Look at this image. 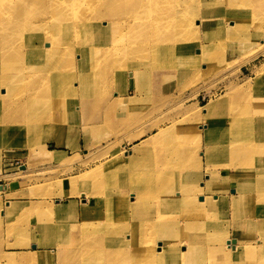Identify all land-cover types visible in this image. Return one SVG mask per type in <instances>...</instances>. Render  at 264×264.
<instances>
[{"label":"rangeland","instance_id":"374dc122","mask_svg":"<svg viewBox=\"0 0 264 264\" xmlns=\"http://www.w3.org/2000/svg\"><path fill=\"white\" fill-rule=\"evenodd\" d=\"M247 12L251 14L249 20L253 22L244 24L257 30L256 39L263 45L255 53L248 51L254 43L236 44L231 62L221 66L213 63L214 60L218 61L217 56H188L192 63L190 66L181 61L183 54H180L179 60L170 57L168 66H154L153 59L149 57L145 68L148 78L141 80L139 76L132 78L133 67L117 74L118 65L122 62L119 53L112 50L109 43L96 41L93 45L103 44L99 51L106 47L119 55V63L113 66L106 60L96 63L98 55L89 56L85 51L81 53L82 66L70 64L66 68L57 66L51 69V78L57 81L50 84L48 96L44 95V101L38 104L42 106L48 102L46 110L51 113V117L48 114V121L40 120L35 124L33 121L39 119L38 115L29 117L20 114L12 124L14 128H8V121L0 117V186H7L6 190H0V264H50L52 250L38 246L41 241H54L65 248L68 255L71 254L69 247L83 240L80 238L83 231L81 215L83 208H86L83 202L90 196L88 183L85 182L99 185L117 182L115 174L119 175L122 169L117 162L137 143L143 146H139L135 155L144 163L127 166L124 170L127 182H135L138 191H143L149 185L163 188L162 182H173V190L168 189L170 191L165 190L164 193L169 194L170 198L179 199L184 195L185 188H191L195 183L210 182L211 189L221 186L223 189L219 192L224 194L227 192L225 189L234 185L232 182H255L251 175H259L262 171L259 167L264 165V154L261 160V153H257L256 149L233 152L240 172L238 175L237 172L232 173V148L229 150V145L235 142H242L247 147L254 142L259 146L264 145V0H255ZM220 16H224L222 10L218 13L211 10L208 18ZM186 20L180 26H171L172 29L186 35ZM234 24L232 19L225 20L224 27L233 30ZM28 27L27 32L30 30ZM209 30H213V27ZM199 35L201 43H196V39L189 42L194 44L192 54L196 53V46L200 48L208 44L203 29ZM84 41L85 38L81 37L74 42L81 45ZM114 42L129 44L131 39L129 36L122 39L119 36ZM18 43L22 49L21 42ZM46 49L44 46L38 48L34 53L37 54L31 55L28 62H35ZM93 67L96 69L91 72ZM28 72L33 73L34 69L30 68ZM12 74L8 73L7 76ZM93 75L103 85L100 98L82 86ZM2 76L0 73V110L3 111L2 115L7 113L12 116L15 110L31 103L28 100L25 105V93L21 98H13V80L4 81ZM85 85L89 87L87 82ZM90 88L94 90V86ZM47 97L48 100L53 97V101L46 100ZM111 98L109 107L106 100ZM14 99H18V103L13 104ZM209 102L216 104L213 113H208L211 119L213 122L220 120L216 132L212 134L215 137L211 135L210 138L206 133L211 121L205 119L206 111L202 108ZM56 103L58 108H55ZM234 111L250 114L254 118H231ZM245 119L252 121L242 126ZM34 126L37 127L34 129ZM236 127L241 128L234 130ZM33 139V148L30 149L28 146ZM208 149L213 158L210 168L205 155ZM30 150H34L35 154L31 156ZM250 156L255 158L252 165L247 163ZM157 157L161 159L155 162ZM199 158L204 159L200 167ZM100 165L105 166L99 174L90 181L82 182V175L96 171ZM210 176L211 180L208 181ZM101 188L107 191L112 187ZM178 188H181L179 195L171 192ZM40 190L45 194L39 195ZM260 193L264 195V192ZM238 200L236 211L241 206ZM37 205L43 215L39 214ZM214 210L221 215H215ZM258 210L264 218V208ZM172 211L180 213L181 209L172 208ZM223 211L221 207L210 208L208 213L217 222L213 231L218 239L224 235L226 239L234 238L233 222L228 224L227 218L222 217ZM230 211H233L232 204ZM166 213L169 215L163 220L165 225L170 224L174 216ZM76 216L78 222L75 221ZM41 218L54 220L53 224L49 223L50 231L40 233ZM240 221L244 222L246 218L239 219L236 230H240ZM118 225H123V222H118ZM140 231L139 228L135 233L138 235ZM164 232L161 237H168L171 233L167 230ZM62 234L64 244L61 243ZM238 234L239 243L236 242L231 249L225 248L226 251H242L241 244L248 238L243 233ZM213 235H210L211 239ZM250 241L253 245H260L264 238H252ZM33 244L37 248L34 249ZM24 255H34V259L22 260ZM40 257L45 260L41 261ZM248 257H234L235 260L229 264L263 263L261 255ZM64 260L65 263L69 262L68 256ZM55 264H59L58 257Z\"/></svg>","mask_w":264,"mask_h":264},{"label":"bare ground","instance_id":"6f19581e","mask_svg":"<svg viewBox=\"0 0 264 264\" xmlns=\"http://www.w3.org/2000/svg\"><path fill=\"white\" fill-rule=\"evenodd\" d=\"M254 2L255 0H0V73L3 74L1 79L13 80V98H21L25 93V105L28 100L31 103L25 108L15 110L12 116L7 113L2 115L3 111L0 110V117L8 121V128H14L12 124L20 114L29 117L38 115L39 119L33 121L35 124L40 120L48 121L51 117V113L46 110L48 102H44L42 106L38 104L44 101V95L48 96L50 84L57 81L51 78V69L57 66L66 68L70 64L82 66L84 61L81 53L85 51L89 56L98 55L96 63L106 60L113 66L118 64L121 58L117 74L133 67L135 71H131L132 78L139 76L141 80L148 78L145 68L149 57L153 59L154 66H168L171 63L170 57L179 60L180 54H183L181 61L190 66L192 63L188 56H217L218 61L214 60L213 63L221 66L225 62H231L236 44L254 43L248 51L255 53L261 46L255 36L257 30L244 24L247 21L253 22L249 20L251 14L247 9ZM211 10L216 13L222 10L224 16L208 18ZM186 18H189L184 24L187 28L186 35L172 29L171 26L182 25ZM229 19L235 22L233 30L224 27L225 20ZM26 27L30 28L28 32ZM210 27H213V30H209ZM202 29L206 33L208 44L200 48L196 46V53L192 54L194 44L189 42L196 39V43H201L198 34ZM119 36L121 39L129 36L131 42H114ZM81 37H84L85 41L81 45L75 44V39ZM100 40L109 43V47L117 51L120 58L106 47L102 52L99 51L103 44H93ZM18 42H21L22 49ZM42 46L47 49L38 55L39 59L28 62L31 55L35 56V51ZM18 48L24 53L23 56ZM231 50L232 55L227 61ZM50 54L51 56H48ZM96 67H93L91 72ZM30 68L34 69L33 73L28 72ZM8 73L13 74L7 76ZM85 82L82 84L83 88L100 98L103 85L96 76H90ZM91 86H94V90ZM45 99L48 100V97ZM55 100H58V97H55ZM48 101L52 102L53 97H49ZM16 103L18 99H14L13 104ZM106 104L110 107L112 98L107 99ZM215 107L216 104L211 102L202 107L206 111L205 119L211 121L206 133L209 138L216 132L220 122H213L209 115ZM55 108H58L57 103ZM231 114V118L235 119L254 118L239 111ZM251 119H245L242 126L250 124ZM36 127L34 126V129ZM240 128L236 127L234 130ZM33 142L34 139L29 143L30 149L33 148ZM139 146L143 144L137 143L134 149L127 151L126 156L117 162L122 167L121 173L115 174L117 182H104L102 185L85 182L92 180L105 165H100L96 171L80 177L82 182L88 183L87 192L90 195L83 202L86 204L81 215L83 231L80 232V238L83 240L69 247V255L60 244L41 241L38 246L50 247L52 250L50 264H55L57 257L59 264H229L234 257L242 255L247 259L248 255H261L264 264V241L260 245H253L250 241L252 238H264V218L258 210L264 208V195L260 193L264 192L263 164L259 167L262 169L259 175H251L255 182H232L234 185L225 189L227 192L224 194L219 192L223 189L221 186L211 189L210 182H201L198 185L195 183L191 188H185L181 198L174 199L164 193L165 190H173V182H162L163 188L149 185L143 191L137 190L135 182H127L124 169L139 162L144 163L135 155ZM229 146V150L232 148V154L242 149H256L257 153H261V160L263 159L264 145L259 146L254 142L249 143L247 147L242 142H235ZM34 152L30 150V155L35 154ZM205 155L210 168L213 164L211 150L208 149ZM158 159L161 158L157 157L154 161ZM235 159L236 154H233L232 173L237 172L239 175ZM203 162L204 159L199 158L198 166H202ZM254 162L255 158L251 156L247 159L250 165ZM210 180L211 176L208 181ZM102 186L112 188L104 191ZM6 187L0 186V190H6ZM181 188L171 192L179 195ZM40 192L39 195L45 194L42 190ZM237 200L241 206H238L240 210L236 211ZM37 207L39 208L38 205ZM213 207L224 208L222 217L227 218L228 224L233 222L234 238L226 239L225 235L221 239L217 238L213 231L217 223L216 218L210 217L208 213ZM172 208L181 209V212L174 213ZM39 211V214L43 215L40 208ZM166 212L174 215L172 222L167 225L163 221L169 215ZM116 214L117 216H114ZM214 214L221 215L216 210ZM244 218L246 221H240V230H236L235 225L239 223V219ZM75 221L78 222L77 216ZM118 222H123V225H118ZM49 223L53 224L54 220L41 218L40 233L49 230ZM139 228L141 231L137 235L135 231ZM164 230L171 231L168 237H161L165 234ZM238 233H243L248 238L241 244L242 251H226L225 248L231 249L236 242L239 243ZM211 234H214L213 239L210 238ZM61 243L64 244V234L61 235ZM181 246H184L183 249ZM32 247L35 249L37 245L33 244ZM33 256L24 255L21 259L32 260ZM66 256L69 258L67 263L64 260ZM40 259L45 260L42 257Z\"/></svg>","mask_w":264,"mask_h":264},{"label":"water","instance_id":"95a60500","mask_svg":"<svg viewBox=\"0 0 264 264\" xmlns=\"http://www.w3.org/2000/svg\"><path fill=\"white\" fill-rule=\"evenodd\" d=\"M2 187H5V186L1 185V188H2Z\"/></svg>","mask_w":264,"mask_h":264}]
</instances>
